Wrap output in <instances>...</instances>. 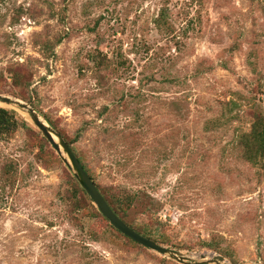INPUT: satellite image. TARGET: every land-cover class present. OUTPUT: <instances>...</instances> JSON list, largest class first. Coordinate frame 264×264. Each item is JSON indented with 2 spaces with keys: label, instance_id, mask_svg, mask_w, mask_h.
<instances>
[{
  "label": "rangeland",
  "instance_id": "rangeland-1",
  "mask_svg": "<svg viewBox=\"0 0 264 264\" xmlns=\"http://www.w3.org/2000/svg\"><path fill=\"white\" fill-rule=\"evenodd\" d=\"M9 64L28 72L41 119L79 132L98 190L135 194L128 226L193 259L264 264V157L235 148L264 114V0H0V93L22 100ZM0 106L30 128L0 139V264H183L74 206L71 170Z\"/></svg>",
  "mask_w": 264,
  "mask_h": 264
},
{
  "label": "trees",
  "instance_id": "trees-1",
  "mask_svg": "<svg viewBox=\"0 0 264 264\" xmlns=\"http://www.w3.org/2000/svg\"><path fill=\"white\" fill-rule=\"evenodd\" d=\"M156 24L159 26V18L155 20ZM63 36L57 37L53 42L51 41H44L42 43V51H44L43 54L49 55L52 54L53 47L60 42ZM6 73L8 74V78L10 79V84L14 87H18L21 89L20 93H14V95L18 96L22 100L28 102L31 106L36 107L35 102L33 101V96L30 93L29 90V74L26 71V69L20 65V64H9L6 67ZM4 77L2 76V73H0V81ZM0 92H5L3 88H0ZM47 122L52 126V128L65 140V142L68 144V146L73 151L71 144L77 139L79 132H76V136H72L70 138H67L59 129H57L52 122L46 118ZM24 128L25 130H30L27 123L22 119L19 118L16 113L11 110L4 108L0 106V139H9L14 132L19 129ZM36 135V134H35ZM43 143L45 145H48L47 141L40 137L38 146L39 149H43ZM238 147L237 155L241 159H243L246 162L256 163L257 161L261 160L264 157V114L262 115H256L253 119V122L251 123L250 130L246 133L239 134L236 138V144L235 148ZM74 152V151H73ZM46 154H49L51 156V159L57 163H60L59 158L56 156L54 151L49 147V150H45ZM75 154V152H74ZM77 159L79 160L80 164L84 168V170L87 172V174L91 177V174L88 171L87 166L84 164V162L81 160L79 156H77ZM259 158V159H258ZM258 159V160H257ZM3 175L6 176V178L11 177L9 173V169H6L3 172ZM4 177V176H3ZM70 183H71V194L68 197V199L73 203L74 206L78 208H85V209H91V213H93L96 216H99L100 218L104 219L107 226H109L111 229H113L117 234L121 235L123 238H126L129 242L139 245L138 243L134 242L130 238L124 236L119 231H117L115 228H113L109 222L106 220L104 216H102L93 206L91 200L89 199L88 195L84 192V190L81 188V186L76 181L75 177L72 175L69 177ZM97 186V185H96ZM98 187V186H97ZM99 189V188H98ZM105 198L106 202L109 204L111 209L122 219L125 217V213L127 209L130 207L135 194L128 192L126 190H121L119 192L114 191H100ZM134 230L139 232L140 234L146 236L152 241H157L160 243H164L165 240L163 238L158 239L156 235H154V232L152 228L148 226H144L141 229L137 228V225L133 226V224H129ZM201 247H206L209 249H212L214 251L221 252L220 248L211 242H203L201 244ZM222 254H224L222 252ZM197 264H208V263H197Z\"/></svg>",
  "mask_w": 264,
  "mask_h": 264
},
{
  "label": "water",
  "instance_id": "water-1",
  "mask_svg": "<svg viewBox=\"0 0 264 264\" xmlns=\"http://www.w3.org/2000/svg\"><path fill=\"white\" fill-rule=\"evenodd\" d=\"M0 104L10 106L16 110L26 113L27 118L30 120L32 125L47 140L61 161L71 170L72 175L75 177L84 192L88 195L97 211L104 216L109 224L121 234L130 238L134 242L159 253L160 255L167 256L183 264H197L201 262L208 264H231L224 258V256L215 252H210L211 254L208 252H201L198 259L190 258L188 255L160 245L132 229L111 209L62 136H60L51 126L40 118L34 107H32L28 102L1 93Z\"/></svg>",
  "mask_w": 264,
  "mask_h": 264
},
{
  "label": "bare ground",
  "instance_id": "bare-ground-1",
  "mask_svg": "<svg viewBox=\"0 0 264 264\" xmlns=\"http://www.w3.org/2000/svg\"><path fill=\"white\" fill-rule=\"evenodd\" d=\"M22 112V111H21ZM22 114H24V112H22ZM25 115H26V113H25ZM27 116V115H26Z\"/></svg>",
  "mask_w": 264,
  "mask_h": 264
}]
</instances>
